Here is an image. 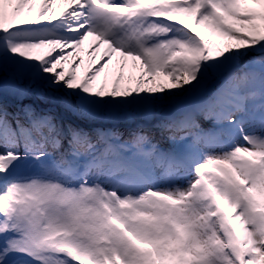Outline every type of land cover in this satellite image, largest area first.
<instances>
[{
	"label": "snow or ice",
	"instance_id": "1",
	"mask_svg": "<svg viewBox=\"0 0 264 264\" xmlns=\"http://www.w3.org/2000/svg\"><path fill=\"white\" fill-rule=\"evenodd\" d=\"M51 3L0 0V264H264V0Z\"/></svg>",
	"mask_w": 264,
	"mask_h": 264
},
{
	"label": "bare ground",
	"instance_id": "2",
	"mask_svg": "<svg viewBox=\"0 0 264 264\" xmlns=\"http://www.w3.org/2000/svg\"><path fill=\"white\" fill-rule=\"evenodd\" d=\"M41 6V0H35V9H39ZM51 7L53 9L52 15L58 17L62 11H64L68 7V0H52ZM198 31H204L202 29H198ZM213 39H216L218 42L221 41V38L219 37H213ZM223 42L226 43H234V41H226ZM98 41L95 37H89L87 41H85L84 45L81 46V50L76 53H73V56L70 57L67 61L62 62L64 65V70L66 72L72 70V65L74 63V58L79 56L83 57L84 63L76 69L78 82L82 81L86 78L87 74L91 71L92 68H94L101 56V54L104 52V50L107 48V45L100 44L99 49L92 51V48L95 44H97ZM38 51H34L32 55H37ZM124 64V68L121 72L120 64ZM141 61L137 60L135 61V67H133V61L131 58H128L127 60H122L118 54H113V62L108 66L107 69H105L104 73H101L100 76L97 78V85L102 82L105 78V75L107 74L108 77V89L110 90L115 79L122 75L123 79L121 80V88L124 87H134L137 83V81L140 79L141 75L143 74L144 77V83L141 85L143 88H147L149 86H154L155 84H164L165 86H170L171 84L175 83V81L172 80L171 77L166 76L164 73H159L155 75L154 77H150L146 74V69L141 67ZM131 77V80L129 78ZM149 81H152V84L149 83ZM74 119V118H72ZM137 123H144L149 124L148 121L144 120H138ZM122 131H124L127 127V125L121 124L119 126Z\"/></svg>",
	"mask_w": 264,
	"mask_h": 264
}]
</instances>
